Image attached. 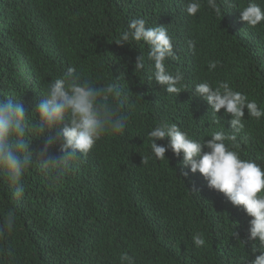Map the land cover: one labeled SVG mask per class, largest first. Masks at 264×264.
Instances as JSON below:
<instances>
[{
	"label": "trees",
	"instance_id": "1",
	"mask_svg": "<svg viewBox=\"0 0 264 264\" xmlns=\"http://www.w3.org/2000/svg\"><path fill=\"white\" fill-rule=\"evenodd\" d=\"M249 2L216 0L217 15L201 0L191 16L188 0H0V99L20 101L35 124L48 83L75 67L98 84L119 83L127 118L122 133L102 137L58 184L34 162L23 178L25 194L15 200L0 175V223L10 211L16 218L15 229L0 237L6 250L0 264H251L259 252L252 251L256 241L243 207L184 168L182 156L169 150L155 159L148 136L161 122L178 124L201 143L214 132L233 134L231 116L223 109L214 116L194 95L201 82H228L264 111V24L241 20ZM255 2L264 7V0ZM137 18L147 27L165 26L173 38L174 55L165 63L183 75L179 94L149 80L147 44L117 43ZM141 55L145 68L135 72ZM244 111V128L225 144L264 166V116ZM69 123L65 118L60 128ZM49 136L58 138L50 157L62 155L59 129L43 137L30 131L34 161ZM197 233L205 239L200 248L192 242Z\"/></svg>",
	"mask_w": 264,
	"mask_h": 264
},
{
	"label": "clouds",
	"instance_id": "2",
	"mask_svg": "<svg viewBox=\"0 0 264 264\" xmlns=\"http://www.w3.org/2000/svg\"><path fill=\"white\" fill-rule=\"evenodd\" d=\"M209 8L217 15L221 9L216 0H207ZM201 0H188L186 11L195 16L201 9ZM241 10V20L249 27L264 24V7L255 0H250ZM143 42L148 45L149 80L161 86L168 94H179L183 75L167 70L166 60L174 55L173 38L165 26L147 27L142 18L134 19L120 37L118 44L129 41ZM189 47L195 48V42L189 41ZM215 61L209 62V69H215ZM145 68L143 55L135 60L134 70ZM194 95L203 98L214 116L223 109L231 116L230 125L233 134L226 136L223 131L214 132L211 139L203 143L193 139L176 123L161 122L153 127L148 136L151 138L150 149L157 160L166 158L171 150L176 157L182 156V165L191 173L199 172L207 181L210 189L223 193L234 206H242L251 217L249 239L253 244V253L259 252L251 264H264V166L251 159H242L240 154L231 150L225 140L236 141L235 133L244 128L245 108L250 117L260 119L264 116L255 101L233 90L228 82H220L213 87L209 82L195 84ZM44 99L38 105V119L30 124L26 110L20 101L0 99V175L7 178L13 187L12 198L20 200L25 194L23 178L27 169L34 162H39L41 171L55 185L77 166L81 157L86 156L97 141L106 135L122 133L126 128V117L122 115V88L117 82L101 85L90 78L83 77L75 67H70L62 76L48 83L43 94ZM67 118L70 123L60 128ZM59 129L63 143L62 155L52 158L49 149L57 142V137L49 136L39 150V160H33L29 150V132L43 137L46 132ZM168 138L167 145H160L158 140ZM207 149V151H205ZM144 159V158H143ZM187 176L189 173H182ZM198 190L193 189L192 193ZM16 218L9 212L0 223V237L15 229ZM197 247L205 245L200 233L192 237ZM5 253L6 250H0ZM126 258V257H125Z\"/></svg>",
	"mask_w": 264,
	"mask_h": 264
}]
</instances>
